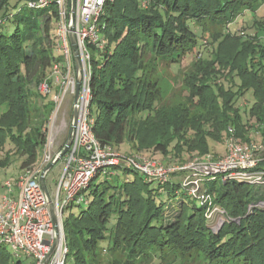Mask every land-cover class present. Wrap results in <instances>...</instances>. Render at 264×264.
<instances>
[{
  "label": "trees",
  "instance_id": "1",
  "mask_svg": "<svg viewBox=\"0 0 264 264\" xmlns=\"http://www.w3.org/2000/svg\"><path fill=\"white\" fill-rule=\"evenodd\" d=\"M144 1L106 0L100 17L107 45L103 50L91 46V50L98 51L99 58H94L91 53L89 82V111L94 118L92 125L97 139L115 148L125 141L130 142L133 149L153 146L141 133L142 128L153 129L156 150L164 155L182 157L190 155L199 141L204 144L205 152H209L206 133L218 138L222 130L232 126L237 135L246 137V126L251 118L264 124V45L257 36L244 41L230 33L211 32L212 60L201 57L186 77L192 94L196 92L193 83L200 77L202 82L214 78L217 84V91L208 84L203 88L204 100L199 104L202 114H193L188 109L187 117L183 118L185 114L176 109L159 110L156 107L159 102L155 94L157 84L149 76L142 77L147 74L144 66L150 53L182 57L195 48L198 37L191 31L190 21L205 24L206 28L209 23L221 22L224 27L244 10H256L251 0H147L146 5ZM59 14L58 6L53 3L33 8L28 6V0H0V28L7 21H13L15 25L10 33L0 31V150L8 141L17 150L23 145L22 170L40 159L47 140L44 124L56 107L53 100L45 104L33 103L31 90L33 85L37 87L44 81L52 87L50 70L55 62L62 64V56L55 53L54 30L60 21ZM176 61L177 58L172 62ZM217 64L229 68L224 78L234 83L236 79L240 81L238 93L226 90L215 80L220 73L215 69ZM249 89L255 100L250 109L248 104L245 105L247 119L243 121L233 101ZM36 95L45 99L49 93L37 91ZM220 97H223L222 107L218 103ZM152 108L158 110L155 116L150 113L145 118L144 114ZM209 115L211 117L207 118ZM193 117L205 119L199 123V128L182 122L178 126L169 121ZM161 122L168 126L169 138L157 133L156 128L163 126ZM204 122L210 123L209 132L202 130ZM178 138L180 142L175 141ZM115 170V173L98 174L84 191L88 206L64 220L69 255H73L74 264H98L103 250L114 256L110 264L155 258L160 260L158 264H167V256L163 253L170 248L186 263L227 264L225 259H242L244 264H264V209L254 207L249 210L251 203L264 199L262 187L235 180L207 181L211 184L205 183V187L214 195V202L223 206L232 217V221L216 232L210 228L206 206L199 199L200 206L189 202L176 221L163 222L162 213L170 201L157 200L163 189H168L169 194L171 190L175 194L181 190L184 195L196 199L184 193L180 183L171 178L166 182L149 181L135 169L120 167ZM119 171L127 176L126 180L121 184L111 183L109 176L117 175ZM130 173L135 175L133 181L128 177ZM100 177L104 181L99 184L96 180ZM154 183H157L155 187ZM113 214H117L116 222L108 228ZM104 241H107L106 247L101 245ZM153 247L160 249L156 257L150 256ZM118 254L126 257L124 262L118 259ZM12 261L11 252L0 244V264H11ZM15 263L20 264L21 260L17 259Z\"/></svg>",
  "mask_w": 264,
  "mask_h": 264
},
{
  "label": "built area",
  "instance_id": "2",
  "mask_svg": "<svg viewBox=\"0 0 264 264\" xmlns=\"http://www.w3.org/2000/svg\"><path fill=\"white\" fill-rule=\"evenodd\" d=\"M52 3L58 6L60 12L55 38V51L58 52L56 56L62 53L65 64L63 67L60 62H55L50 70L51 77L59 82L63 76L62 68L68 76L66 81L61 82L63 87L54 99L58 104L54 109L55 113L60 110L68 92L76 86V79L72 77L74 58L69 39L71 31L76 35L83 65L81 92L78 102H74L79 111L77 125L72 133L71 147L64 157L65 169L54 195L50 194L56 210L58 228L54 224L48 196L39 183L45 168L60 153L55 151V136H51L49 123V133H46L47 140L40 159L24 169L17 178L6 179L3 183L5 193L0 197L1 245L6 248L10 245L18 259L24 253L27 258L32 259L33 264H67L70 249L64 229L65 210L75 203L88 202L84 191L98 174L115 173V169L120 167L135 169L147 180L161 182H166L170 175L180 169L190 170L188 179L183 182V188L206 206L208 220L216 215L214 213L223 214L226 211L214 202V195L205 187L207 181L235 180L264 189V124L258 123L257 118L249 120L246 137L237 135L235 128L229 127L225 155L217 159L213 154L207 153L202 158L190 160V163L181 168L168 167L162 161L154 159L142 160L140 154L121 153L114 146L103 144L97 139L92 125L94 118L89 111L91 46L103 50L107 45V39L102 34L103 27L100 26L106 0H76L74 23L71 19V0H28V6L33 8ZM143 4L146 5L147 0ZM261 42L264 45V36ZM70 81L73 86L67 91L66 85ZM39 90L50 93L51 87L44 81L39 85ZM108 168L115 169L109 171ZM258 202L250 204L249 210L259 207L260 202L264 205V199Z\"/></svg>",
  "mask_w": 264,
  "mask_h": 264
},
{
  "label": "rangeland",
  "instance_id": "3",
  "mask_svg": "<svg viewBox=\"0 0 264 264\" xmlns=\"http://www.w3.org/2000/svg\"><path fill=\"white\" fill-rule=\"evenodd\" d=\"M251 3H253V6L255 7L256 10L254 9H246L244 10L240 16L230 24L226 25L223 27L222 23H216L212 22L209 23V25L206 28L205 24L198 25L197 23H193L190 21L189 27L191 31H193L197 37H198V42L195 45V48L192 49V51L188 52L186 55L182 57H177V55H174L172 57H165V56H157L154 55L153 53H150L147 58L145 59V66H144V71L147 74H144L142 77L144 79L148 78V76L155 81V84H157V88L155 91L156 98L159 101L156 105V107L161 110L167 109L169 111H172L173 109H176L178 112H183L182 117L185 118L187 117V110L189 109L190 112L193 114H202V107H200V103L202 104L204 100V89L205 86L211 85L214 89H216V82L213 81L214 78H209L210 80L207 82H202V79H200L193 84L196 86V92L192 94V90L190 88V81L186 78L187 74L195 69V64L197 61L200 60L201 57H203V60H212L211 58V53L214 51L213 50V36L211 35V32L213 33H219L223 32L225 34L230 33L232 35H237L238 37L241 38V40H248L249 38L253 36H257L259 39H261L264 36V0H251ZM257 21V24L255 22ZM59 23V22H58ZM57 26L54 30V33L57 32ZM259 23L262 24V28L259 29ZM14 23L13 21H7L5 25H3L0 28V31H4V33H10L12 32L14 28ZM209 41L211 42L209 44ZM205 45L207 47H205ZM215 47L217 44H214ZM55 53L58 54V52L55 51ZM91 53L94 58H99L98 51L96 49H92ZM59 55L62 56V64H65V59L62 53ZM177 58L176 62H172L174 59ZM172 60V61H171ZM215 69L217 71L219 70L220 73H218L215 77V80L222 86L226 88V90H232L233 93H238L239 92V83L236 79L235 83L232 82V80L224 78L225 75L229 72L226 67L219 66V64L215 65ZM150 74V75H149ZM62 75L60 78L59 82H56L53 80V86L51 87V91L49 93V96L44 98H41L37 96V91L39 90V86L35 87L33 85L31 92L33 93L31 101L35 104L40 103V104H45L46 102L53 100L55 101V97L59 94L58 91L60 90L61 87H63V82L64 80L66 81L67 73L65 70L62 68ZM224 76V77H223ZM72 77L76 79V71H75V66L73 64L72 66ZM83 77V73H82ZM146 77V78H145ZM203 77V76H202ZM218 77V78H217ZM76 81V80H75ZM191 90V91H190ZM217 91V89H216ZM36 93V94H35ZM75 94H76V86L74 89H71L68 94L66 95L60 110L55 113V111L51 112L50 119L45 122L43 130H46V133L48 132V126L49 123H51L50 126V133L51 136H55V151L60 152L65 143L67 142V139H69V135L71 132V125L73 122V112H74V102H75ZM192 102H191V100ZM254 95L252 89H249L246 91L245 94L236 96V98L233 101V106L235 109H238L240 111V114L243 118V121L247 119V108H251L253 103H254ZM205 102V101H204ZM219 105H223V97H220L218 101ZM57 104V103H56ZM246 104H248L246 108ZM58 105V104H57ZM56 105V106H57ZM156 111L153 108L150 109L149 111L146 112L145 118L149 116L151 113L152 116H155ZM207 112V111H206ZM205 112V113H206ZM162 115V114H161ZM188 115V114H187ZM211 116H207V118H210ZM55 119V121H54ZM202 120L205 119H198L196 120L194 117L191 119H186V120H179V121H170V123L175 122L176 125L179 126V124L182 122L184 124H189L193 126L194 128H199V123L202 122ZM254 120V119H253ZM155 121H159V119H156ZM163 126H159L156 128L157 133L163 134L165 138H169L170 132L168 126L164 123L161 122ZM202 130L209 132L211 130V125L209 122H204ZM141 133L144 134V136L148 139L149 144H153V146H146V147H139V148H134L130 142L125 141L120 146H116V149L121 152V153H136L140 154L142 156V160H158L162 161L163 164H165L168 167H177L181 168L185 166L188 162L190 163V160H193L195 158H202L204 157L207 153L213 154L215 157L220 158L221 156L226 154L227 151V146H226V137L228 133L229 128H226L225 130L221 131V136L216 138L215 136L212 135H207L209 133H206V142L208 146L209 152H205L204 150V144L201 143L200 141L195 143V146L193 147L192 153L190 155H164L162 154L159 150H156L154 145H155V137L153 135V129H145L142 128ZM190 133L192 132V129L189 130ZM192 134V133H191ZM201 134V132H199ZM176 142H180V139H176ZM23 147V145H21ZM22 147L20 150H17L16 146L12 143L9 142L6 144V146L0 150V197L5 193V189L3 187V183L6 179L9 178H17L23 171L21 168V163L22 160L25 159V156L22 154ZM179 149V148H178ZM181 152V149H179ZM43 154V151H42ZM42 154H40L42 156ZM65 169V159L62 158L60 159L49 171V173L46 176V184L48 187V190L51 194V196L54 195L59 180L61 178V175ZM113 168H108L109 171H111ZM191 171L190 170H179L176 173L170 175L169 178L171 180L175 181L176 183H180V186L183 188V182L188 179V175ZM126 175L122 172L119 171L117 175H110L109 179H111V183L114 184H121L126 180ZM130 181H133L135 179L134 173H130L128 175ZM104 181V178L100 177L99 179L96 180L97 183H101ZM217 182H220V180H217ZM207 186L211 183H206ZM153 187L157 185V183L152 184ZM219 186V183H218ZM168 189H163L162 194H159L157 196V200H165L169 201L167 205H165L164 212L162 213V220L165 223H171L177 220L179 215L185 211V208L189 205V202L191 205H196L200 206V202L197 199L189 198L187 195H184L181 190H179V193L175 194L174 191L167 192ZM186 193V190L185 192ZM88 198L89 201L91 200L89 193ZM177 197V198H176ZM184 197V198H183ZM87 201H84L80 204L75 203L74 206H71L65 210L64 213V219L67 221L68 217H70L71 214H78L80 210H83L88 206ZM259 203V202H257ZM251 204H256V203H251ZM260 208L264 209V205L262 202H260ZM219 205V204H218ZM221 206V205H220ZM223 209H225L223 206H221ZM253 209V208H252ZM251 209V210H252ZM226 211V210H225ZM219 213V212H217ZM214 213L216 215H213V217L210 219L209 226L212 228L214 231H219L223 225L228 222L232 221V217L230 218L229 213L226 211L225 213ZM206 215V213H205ZM117 219V214H113L108 222V228H111L114 226L115 222ZM235 220H239V218H234ZM70 240V238H69ZM103 247L107 246V241H104L101 243ZM176 249V248H174ZM7 250L11 252L14 261L11 262V264H16L15 261L18 259L13 253L14 251L12 250V247L10 245L7 246ZM160 252V249L158 247H153L150 252L151 257H156L158 253ZM175 250L173 249H165L164 253L166 257L165 262L167 264H202V263H195V262H189L186 263L183 261V259H179L177 255H175ZM98 257V264H110L111 261L114 259V256L106 251L103 250V252L99 255ZM118 259L122 260L123 262L126 257H123V255L118 254ZM150 257V258H151ZM21 263L20 264H33L31 258H27L26 255L23 253L21 256ZM143 260V259H142ZM141 259H138L135 262H129L128 264H158L160 260L158 258H155L154 260L150 261H144L142 262ZM227 264H244L242 259H225ZM68 264H74V257L70 253L67 259Z\"/></svg>",
  "mask_w": 264,
  "mask_h": 264
},
{
  "label": "water",
  "instance_id": "4",
  "mask_svg": "<svg viewBox=\"0 0 264 264\" xmlns=\"http://www.w3.org/2000/svg\"><path fill=\"white\" fill-rule=\"evenodd\" d=\"M72 2V7H71V19L74 23L75 21V17H76V0H71ZM73 28V27H72ZM69 39H70V44H71V48H72V52H73V58H74V65H75V71H76V94H75V103L78 102V97L80 96V92H81V86H82V71H83V65H82V59H81V54L78 48V43L76 35L74 32H70L69 33ZM78 115H79V111L77 106H74V112H73V122L71 125V132L69 135V139H67V142L65 143L63 149L60 151V153L58 154V156L56 157L55 160H53L52 162L49 163V165L47 166V168H45V172L43 173L42 177L40 178V182L45 193L48 196L49 202H50V211L54 220V224L56 225V228H58V219H57V215H56V210H55V206L53 204L52 198L50 196L47 184L46 182V175L47 173L50 171V169L62 158H64L66 156V153H68L71 144H72V133L77 125V120H78ZM56 243L52 249V252H54Z\"/></svg>",
  "mask_w": 264,
  "mask_h": 264
},
{
  "label": "bare ground",
  "instance_id": "5",
  "mask_svg": "<svg viewBox=\"0 0 264 264\" xmlns=\"http://www.w3.org/2000/svg\"><path fill=\"white\" fill-rule=\"evenodd\" d=\"M72 86H73V82L72 81L68 82L66 85V90L68 91L69 89L72 88Z\"/></svg>",
  "mask_w": 264,
  "mask_h": 264
}]
</instances>
